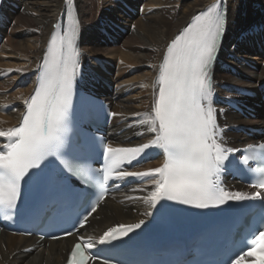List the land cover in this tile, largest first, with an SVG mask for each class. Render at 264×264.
<instances>
[{
	"label": "snow or ice",
	"instance_id": "obj_1",
	"mask_svg": "<svg viewBox=\"0 0 264 264\" xmlns=\"http://www.w3.org/2000/svg\"><path fill=\"white\" fill-rule=\"evenodd\" d=\"M69 18L71 22L62 35L52 34L39 69L40 79L30 99L25 101L21 122L7 131L0 130V138H5L0 141V211L5 217L18 208L22 183L30 179H47L55 200L74 202L90 188H99L101 182L106 184L113 179L114 173L115 178L149 177L155 187L143 199L153 209L164 201L207 209L228 201L260 200L264 211V199H260L264 193H230L221 186V174L232 169L244 175L252 173L250 186L264 189V143L249 145L236 157L235 153L241 150L221 142L217 112L222 110L214 107L211 73L226 31L227 9L221 0L196 15L167 46L159 65L155 82L158 91L151 112L139 121L154 138L131 148L101 147V142L86 132H80L74 142L64 136L81 67L78 22ZM88 103L86 100L85 105ZM150 148L162 150L160 167L145 172L116 171ZM101 152L103 168H92L88 161ZM252 163L257 167H252ZM48 164L55 166L45 172ZM50 210H56L55 204ZM95 211V204L90 205L76 223L83 227ZM261 221L257 229L261 236L252 241L253 245L264 237V215ZM145 223L140 220L111 227L98 240L81 238L71 249L67 264H88L90 260L113 264L112 258L92 249L97 245L113 248L114 242L123 243ZM240 255V251L231 254L225 251L219 264H233Z\"/></svg>",
	"mask_w": 264,
	"mask_h": 264
},
{
	"label": "bare ground",
	"instance_id": "obj_2",
	"mask_svg": "<svg viewBox=\"0 0 264 264\" xmlns=\"http://www.w3.org/2000/svg\"><path fill=\"white\" fill-rule=\"evenodd\" d=\"M4 6L5 20L9 22L4 31L0 47V130L7 131L18 123L24 100L29 96L35 83L34 75L43 56L51 33L64 11L68 1L78 10L82 27L79 49L84 62H110L115 70L108 79L114 82L115 92L111 94L113 111L117 115L114 132L132 127L122 135L111 138L116 146L141 143L151 136L146 125L140 124L144 114L151 112L154 95L157 91L155 79L167 46L175 36L203 8L217 3L218 0H8ZM130 6L136 13L131 16L122 5ZM227 9L226 37L223 49L235 46L232 60H224L226 67L236 72L231 75L216 67L213 80L221 94H229L236 87L250 88L264 81V66L251 70L243 66L244 61L264 65V0H221ZM144 3V4H143ZM142 4V5H140ZM116 19L132 26L125 35L115 37V44L102 40L98 34V23L103 21L104 32L111 33ZM125 25V26H124ZM257 28V32L248 35ZM241 39V43L239 42ZM260 48L262 52L258 50ZM251 52H256L252 58ZM107 78V76H105ZM29 80L25 86H17L18 81ZM227 87L226 90L220 86ZM6 94V92H8ZM12 106L5 113L4 109ZM260 113V112H259ZM258 113V114H259ZM261 114V113H260ZM253 121H242L224 113L226 123H260L261 116ZM138 116H141L137 121ZM263 124L260 123L259 126ZM227 138L234 139L230 134ZM242 145V144H238ZM157 164V163H155ZM151 167H148V169ZM154 189L153 182L135 189L130 196H139L136 201L117 205L105 201L91 218L86 236L97 235L104 229L121 224L136 222L146 210L144 197ZM124 198L121 196L120 200ZM73 239L53 242L46 247L40 245L31 254L22 250L31 246L33 241L14 237L0 232V264H61Z\"/></svg>",
	"mask_w": 264,
	"mask_h": 264
},
{
	"label": "rangeland",
	"instance_id": "obj_3",
	"mask_svg": "<svg viewBox=\"0 0 264 264\" xmlns=\"http://www.w3.org/2000/svg\"><path fill=\"white\" fill-rule=\"evenodd\" d=\"M143 4H144V3H143ZM140 5H142V4H140ZM126 26H128V27H129L130 25H127V24H126ZM126 29H129V28H126ZM252 58H254V57L252 56Z\"/></svg>",
	"mask_w": 264,
	"mask_h": 264
}]
</instances>
